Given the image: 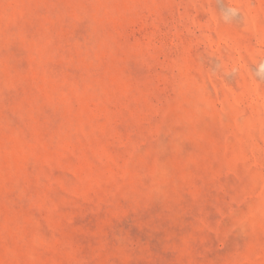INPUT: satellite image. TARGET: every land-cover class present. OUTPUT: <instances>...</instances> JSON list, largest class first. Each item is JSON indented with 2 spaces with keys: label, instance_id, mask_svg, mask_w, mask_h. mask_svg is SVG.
<instances>
[{
  "label": "rangeland",
  "instance_id": "1",
  "mask_svg": "<svg viewBox=\"0 0 264 264\" xmlns=\"http://www.w3.org/2000/svg\"><path fill=\"white\" fill-rule=\"evenodd\" d=\"M0 264H264V0H0Z\"/></svg>",
  "mask_w": 264,
  "mask_h": 264
}]
</instances>
